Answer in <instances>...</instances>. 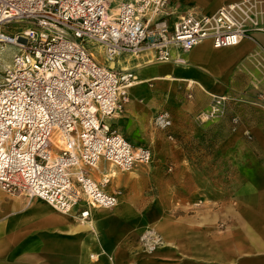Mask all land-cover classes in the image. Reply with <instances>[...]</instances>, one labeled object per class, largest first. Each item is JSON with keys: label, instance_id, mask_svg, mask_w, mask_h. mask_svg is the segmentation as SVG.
Instances as JSON below:
<instances>
[{"label": "built area", "instance_id": "2783aa9c", "mask_svg": "<svg viewBox=\"0 0 264 264\" xmlns=\"http://www.w3.org/2000/svg\"><path fill=\"white\" fill-rule=\"evenodd\" d=\"M170 17L169 0H0V44L17 48L0 72L1 192L88 221L92 210L118 203L103 166L130 172L152 160L150 149L132 145L111 124L135 77L103 67L85 42L112 59L150 54L154 63H169L174 52L204 42L231 48L264 34V0ZM11 25L24 27L5 34ZM156 121L161 129L171 125L165 114Z\"/></svg>", "mask_w": 264, "mask_h": 264}, {"label": "crops", "instance_id": "0c3cea01", "mask_svg": "<svg viewBox=\"0 0 264 264\" xmlns=\"http://www.w3.org/2000/svg\"><path fill=\"white\" fill-rule=\"evenodd\" d=\"M240 1L242 0H169L170 19L177 20L187 15L196 17L212 15L221 7ZM203 44L208 46L207 53L211 54L213 62L210 63L209 58L208 62L198 66L200 70L192 69L179 73L187 79L191 77L202 79L207 85L206 90L200 91L192 82H177L169 87L157 81L150 84L137 82L128 89L130 100L124 114L120 116L123 119L120 120L121 124H117L114 119L111 120V124L122 134L126 132L125 128L132 132L137 122L134 119L139 117L140 113L136 98L149 93L152 88L167 93L175 90L178 84H185L187 92L190 93L194 87L199 88H196L200 91L196 92L197 97L199 93L202 96L222 95L229 89L234 90L235 86H241L238 95L227 96L232 102L237 103V112L234 114L235 124H229V128L223 131L233 135L225 137L219 145L220 155L217 161L208 160V164L212 165L210 177L214 178L216 173L221 176L222 181H233L234 184L233 188L231 185L228 186L229 191L223 190L222 202L217 210V213L221 214L219 220L207 223L205 253L200 255L199 237L190 236L185 238L184 242V237L177 236L172 239L174 249L164 248L162 254L169 256L167 259L171 262L186 259L195 262L193 264H264V34L256 33L251 40H242L231 48L213 49L210 43ZM176 54L179 53L174 52L173 56ZM144 55L151 59L150 54L140 56ZM152 65L159 68L161 73L167 66L166 63ZM130 73L133 76L146 73L149 80L152 76L149 72L139 70H132ZM249 84H257L259 91H249ZM124 137L136 147L150 149L132 143L127 136ZM110 169L111 167L103 166L100 172L109 173ZM173 177L176 183L200 180L199 175L195 173L188 175L183 172L173 174ZM115 178H111L110 189L118 192L112 183ZM170 179L171 177H168L166 181ZM197 188L194 183L189 196L196 198V201L191 203H197L198 194L195 191ZM208 190L209 188L207 200H212L210 204L214 206L215 195L212 196L213 193ZM120 196L118 193V202ZM27 201L24 204L17 197L0 192V264H87V254L82 253V246L86 247V239H76L68 232L72 217L53 211L44 202L38 205L27 204ZM29 201L42 202L37 199ZM126 207L125 213L129 214L130 206ZM120 227L121 222L111 227V230ZM108 234L111 237L118 236L116 232L109 231ZM123 237L124 235L119 234L118 241L120 242ZM116 259L120 261L118 264L121 263L123 259L120 253Z\"/></svg>", "mask_w": 264, "mask_h": 264}, {"label": "rangeland", "instance_id": "374dc122", "mask_svg": "<svg viewBox=\"0 0 264 264\" xmlns=\"http://www.w3.org/2000/svg\"><path fill=\"white\" fill-rule=\"evenodd\" d=\"M116 4L111 3V6ZM23 27L24 25H11L4 32L14 35ZM84 46L95 61L102 58V54L94 49L95 44L85 42ZM126 56L130 55L121 54L113 60L117 58L124 60ZM2 70L3 68H0V72ZM125 74H130V70ZM134 77L135 83L153 82L148 79L149 75L146 73H138ZM196 88L198 87H194L191 93L187 92L185 84H178L175 90L167 93L152 88L149 93L136 98L139 117L134 119L137 122L132 132L125 128L126 132L123 134L132 143L149 147L153 158L148 166H137L130 172H120L121 181L118 178L112 180L121 195L119 202L130 206V213L125 214L119 229L111 230L109 225H104L99 228L96 238L92 233L84 238L88 253L99 255L95 260L87 257L88 264H118L120 262L116 259L118 253L123 259L119 264L195 263L186 259L171 262L167 259L169 256L162 254L164 248L174 249L172 239L177 236L184 237V242L185 238L190 236L199 237L200 255L205 253L207 223L219 220L221 214L217 213V210L222 202L223 190L229 191L228 186L231 185L233 188L234 184L233 181H222L221 176L216 173L214 178L210 177L212 165L208 164V160L212 162L215 159L216 162L220 155L219 145L225 137L233 135L223 131L229 128V124H235L234 114L237 112V103L232 102L227 96L238 95L241 86H235L232 91L229 89L230 95L228 92L222 95L215 94L223 98L222 104L211 116L209 115L208 119L203 118V113L210 109L215 99L211 95L202 96L200 93L196 97V92L201 91ZM248 89L251 92L259 91L257 84H249ZM129 100L128 97L118 118L124 114ZM161 114L167 115L171 121V125L166 129H161L157 124L156 119ZM114 124L118 127L115 122ZM183 172L188 175L195 173L199 175L200 180L176 183L173 174ZM206 175L209 177L208 181ZM168 177L171 179L166 181ZM194 183L198 186L195 190L198 194L197 203H191L196 201V198L189 196ZM207 188L213 193L212 196L215 195L214 206L210 204L212 200H207ZM10 197H17L24 204L28 200L23 196ZM115 210L103 211L109 212L110 215ZM109 231L116 232L118 236L122 234L124 237L119 242L118 236H109Z\"/></svg>", "mask_w": 264, "mask_h": 264}, {"label": "bare ground", "instance_id": "6f19581e", "mask_svg": "<svg viewBox=\"0 0 264 264\" xmlns=\"http://www.w3.org/2000/svg\"><path fill=\"white\" fill-rule=\"evenodd\" d=\"M94 49L102 54L101 59L97 57L96 58L100 60L101 65L103 67L107 66L109 69L124 73L129 70L130 71L139 70L140 72H149L152 75L151 80L157 81L160 84H165L167 87L171 85L173 86L177 82L179 83L192 82L195 85H197L200 88V90H206L207 85L204 84V81L202 79H199L197 77H191L187 79L184 75H181L179 72L190 71L192 69L200 70L198 66L200 64L208 62L209 58H210V63L213 62L211 54L208 55L207 53L208 46L203 43L200 46H198L196 49H194L193 51L187 54H183V55L176 54L174 57V61H171L168 64L166 63L167 66L163 68L162 73L161 71H159V68L154 67L152 65L154 64V62L146 55L136 56V57L126 56L127 58H125L124 60H121L120 58L113 60L112 58L106 56L103 53L102 46L95 45ZM16 50L17 48L14 45L0 44V68H6L11 66L12 57L15 54ZM182 61L183 63H187V64H181ZM135 84L137 83L134 82L133 85ZM210 95L215 99V102L214 104L211 105L210 109L207 112L203 113L204 119H208L209 115H211L212 112L217 110L216 105L220 104L219 100L223 99L222 97H219L218 95L215 94H210ZM113 119L114 121H116L117 124H121V121L123 120L122 118L120 117L118 118L117 116ZM109 173H111L113 177L118 178V180H122L119 171L111 168ZM31 203L38 205L44 204L43 202H38V201H29V200L27 201V204H31ZM126 208L127 207L125 203L118 202L117 205L115 206L116 210L112 212V214L110 215L108 214L109 212L96 209L91 211V218L88 221H79V220H75L74 218H71L72 220L70 222L71 228L68 229V232L70 233V236L72 237L75 236L76 239H80V240L86 238L87 236H90L89 233H92L93 236L96 238V236H98V230L101 226L109 225V227L113 228V226L119 225V223L124 219L123 217L126 214L125 213ZM82 253L83 254L86 253L87 257H89V259L91 260H95L96 258H99V255L96 256L88 253L87 246L86 247L82 246Z\"/></svg>", "mask_w": 264, "mask_h": 264}]
</instances>
